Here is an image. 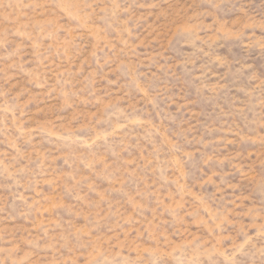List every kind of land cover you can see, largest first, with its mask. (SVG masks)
Instances as JSON below:
<instances>
[{"label": "rangeland", "instance_id": "rangeland-1", "mask_svg": "<svg viewBox=\"0 0 264 264\" xmlns=\"http://www.w3.org/2000/svg\"><path fill=\"white\" fill-rule=\"evenodd\" d=\"M0 264H264V0H0Z\"/></svg>", "mask_w": 264, "mask_h": 264}]
</instances>
